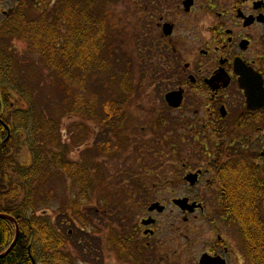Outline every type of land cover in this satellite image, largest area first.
<instances>
[{
	"label": "flooded vegetation",
	"instance_id": "obj_1",
	"mask_svg": "<svg viewBox=\"0 0 264 264\" xmlns=\"http://www.w3.org/2000/svg\"><path fill=\"white\" fill-rule=\"evenodd\" d=\"M130 1L154 97L151 118L130 126L144 124L156 142L134 151L141 174L126 197L139 212L120 217L100 247L122 264H264L251 233L254 219L264 228V0ZM117 103L119 136L132 102ZM241 201L245 238L232 211Z\"/></svg>",
	"mask_w": 264,
	"mask_h": 264
},
{
	"label": "rangeland",
	"instance_id": "obj_2",
	"mask_svg": "<svg viewBox=\"0 0 264 264\" xmlns=\"http://www.w3.org/2000/svg\"><path fill=\"white\" fill-rule=\"evenodd\" d=\"M13 1L0 0V15H3L2 9L6 10L14 5ZM109 1L111 5L100 7L104 8L107 29L105 40H109L112 46L108 56L105 52L102 53L103 56L106 54L108 69L85 78L82 87L71 78L65 80L52 73L42 63L37 53L28 51L25 42L16 38L4 39L8 54L16 63L13 76L23 82L30 92L28 104L23 95L14 92V87L11 86L15 104L13 108L28 110L30 106L35 117L41 114L48 118L55 114L57 105H62L65 95L61 93V86L69 92L66 100L69 98L73 100L75 96H86L85 109L89 107L90 111L99 112L97 110L99 106L121 102L123 99L132 102L129 104L131 107H128L130 112L126 121L129 122L127 124L129 127L124 130V135L121 131V135L118 136L119 130L113 135L100 123L83 116L86 112L67 114L58 119L57 125L60 133L58 144L60 142L64 148L57 144L54 146L50 142L43 145L45 157L50 155L54 157L56 154V158L72 161L71 163L84 177L75 180L65 174L61 167L56 166H51L46 176L38 177L41 183L36 192L38 194L35 200L36 214L52 222L56 233L63 238L64 246L61 250L70 257L68 261H63L64 264H122L117 261L115 253L106 254L100 246L104 243L106 236H103L108 231L118 233L120 217L132 212L137 215L139 212L141 204L126 197L133 190L128 180L141 174L134 173L133 163L138 157H135L134 151L138 145H147L151 140L156 142L144 124L130 126L133 121L137 124L139 121L150 119V110L154 109L151 103L154 97L150 86L153 81L149 75L142 74L137 58L135 25L139 14L134 10L136 5L130 0ZM125 73L129 77V88L132 91L129 97L120 92L118 86L119 77ZM148 105L149 113L142 112ZM19 132L17 136L19 147L15 160L22 165H30L31 153L26 143L29 131L22 128ZM122 137L126 139L124 149L120 148ZM53 161L55 163V160ZM109 197H112L111 203H107ZM121 230L124 232L125 228ZM95 244L98 247H94ZM36 254L40 258V248Z\"/></svg>",
	"mask_w": 264,
	"mask_h": 264
},
{
	"label": "trees",
	"instance_id": "obj_3",
	"mask_svg": "<svg viewBox=\"0 0 264 264\" xmlns=\"http://www.w3.org/2000/svg\"><path fill=\"white\" fill-rule=\"evenodd\" d=\"M51 2L52 0H16V6L11 14L0 23V214L13 217L19 228L14 248L0 258V264H32V258L36 264H64V260L70 259L69 255L61 250L64 240L56 233L52 222L36 214L35 200L38 197L36 192L41 183L38 177L46 176L51 166L61 167L65 174L75 180L84 177L73 163L56 158V154L54 157L50 154L45 157L43 145L50 142L54 146L57 144L63 147L60 142L58 144L60 133L57 126L58 119L63 115L86 112L83 116L100 123L113 135H116L121 122V118L118 117L119 103L101 105L97 108L99 112L90 111L89 107V110L85 109L86 96H75L73 100L72 98L66 100L69 92L62 86L61 93L65 95L62 105H57L55 114L48 118L41 114L35 117L30 106L28 110L13 108L15 104L11 86L14 87V89L11 87L14 92L23 95L28 104L30 92L23 82L13 76L16 63L8 54L4 42L6 37L25 42L28 51L37 53L42 63L52 73L65 80L71 78L80 87L84 86L85 78L91 77V74H99L108 69L106 54L108 56L112 46L109 40H105L107 29L104 8H100L104 7V1L54 0L48 10ZM104 52L106 54L103 56ZM127 76L125 73L119 77L118 86L120 92L129 97L132 91ZM22 128L29 131L26 143L31 153L30 165H22L15 160L19 147L17 136ZM103 201L106 203V200ZM111 202L112 197H109L107 203ZM233 205L237 211H232L240 212L236 219L242 224L245 238L248 231L246 230L248 203L241 201ZM226 207L227 213L234 215L230 205ZM252 223L253 243L259 246L258 253L264 255V228L256 225L255 219ZM14 235V224L6 219H0V254L10 245ZM38 248L40 258L36 254Z\"/></svg>",
	"mask_w": 264,
	"mask_h": 264
},
{
	"label": "water",
	"instance_id": "obj_4",
	"mask_svg": "<svg viewBox=\"0 0 264 264\" xmlns=\"http://www.w3.org/2000/svg\"><path fill=\"white\" fill-rule=\"evenodd\" d=\"M172 98H174V96H173L172 94H167V95H166V99H167L168 101H170V99H172ZM6 140H7V139H6ZM179 206H181V208H185V207H184L183 205H181V204H179ZM152 208H159V210L162 209V207H159L158 205H153ZM0 219H6V220L12 222V223L14 224V226H15V236H14V239H13V241L10 243V245L7 247V249H6L3 253L0 254V258H2V257H4V256H6V255H7V254H8V253L14 248V245H15L17 239H18V236H19V228H18V225H17V223H16V220H15L13 217L9 216V215L0 214ZM200 264H213V263H210V262H208V261L202 259L201 262H200ZM216 264H218V263H216Z\"/></svg>",
	"mask_w": 264,
	"mask_h": 264
}]
</instances>
